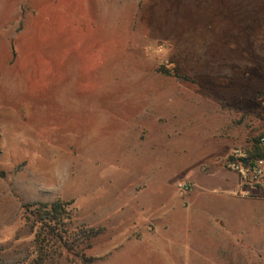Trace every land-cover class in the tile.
Instances as JSON below:
<instances>
[{
	"label": "rangeland",
	"instance_id": "1",
	"mask_svg": "<svg viewBox=\"0 0 264 264\" xmlns=\"http://www.w3.org/2000/svg\"><path fill=\"white\" fill-rule=\"evenodd\" d=\"M261 136L264 0H0V264L56 200L46 264H264L225 165Z\"/></svg>",
	"mask_w": 264,
	"mask_h": 264
},
{
	"label": "trees",
	"instance_id": "2",
	"mask_svg": "<svg viewBox=\"0 0 264 264\" xmlns=\"http://www.w3.org/2000/svg\"><path fill=\"white\" fill-rule=\"evenodd\" d=\"M258 155V154H256ZM64 203L56 200L53 203H40L28 205L31 210V214L34 217L33 226H38V232L35 233V244L39 246L36 253V259L32 264H46V258H48L49 251L41 248L54 242L60 243L65 239L67 235V225L65 223V208ZM26 209V210H28ZM66 241V239H65ZM82 264H91L92 260L84 255L81 256Z\"/></svg>",
	"mask_w": 264,
	"mask_h": 264
},
{
	"label": "built area",
	"instance_id": "3",
	"mask_svg": "<svg viewBox=\"0 0 264 264\" xmlns=\"http://www.w3.org/2000/svg\"><path fill=\"white\" fill-rule=\"evenodd\" d=\"M225 165L237 173L243 183L264 181V136L259 137L251 149H232Z\"/></svg>",
	"mask_w": 264,
	"mask_h": 264
},
{
	"label": "crops",
	"instance_id": "4",
	"mask_svg": "<svg viewBox=\"0 0 264 264\" xmlns=\"http://www.w3.org/2000/svg\"><path fill=\"white\" fill-rule=\"evenodd\" d=\"M228 205L230 208H237L239 210L237 213L242 214L249 213L250 209H261L257 215L253 216H243L242 218L233 215V218L228 219V225L232 231L242 232L246 239L253 245L259 246L260 251H264V200H233ZM250 213L252 212L250 211ZM257 257L260 258L261 254H257Z\"/></svg>",
	"mask_w": 264,
	"mask_h": 264
}]
</instances>
